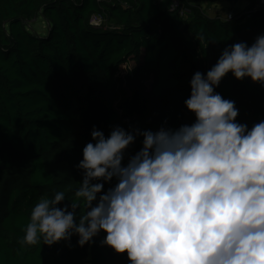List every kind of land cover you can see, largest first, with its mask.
Returning <instances> with one entry per match:
<instances>
[{"label":"trees","instance_id":"1","mask_svg":"<svg viewBox=\"0 0 264 264\" xmlns=\"http://www.w3.org/2000/svg\"><path fill=\"white\" fill-rule=\"evenodd\" d=\"M214 1L179 0L171 11L173 0H0V264H86L89 254L91 264H130L127 253L101 246L104 232L84 247L75 235L26 246L24 229L41 197L64 192L60 207L74 199L94 126L107 137L114 126L195 121L184 103L194 73L264 31L262 0H242L243 10L225 16L203 8ZM215 91L235 102L237 122L264 120V86L229 73ZM142 141L126 150L125 165Z\"/></svg>","mask_w":264,"mask_h":264},{"label":"clouds","instance_id":"2","mask_svg":"<svg viewBox=\"0 0 264 264\" xmlns=\"http://www.w3.org/2000/svg\"><path fill=\"white\" fill-rule=\"evenodd\" d=\"M229 73L264 86V33L194 73L184 101L192 124L114 126L107 137L94 126L74 199L60 207L64 192L41 197L21 244L52 246L75 235L84 247L104 232L101 246L127 253L130 264H264V120L237 122L235 102L215 91ZM138 136L142 148L125 165Z\"/></svg>","mask_w":264,"mask_h":264},{"label":"rangeland","instance_id":"3","mask_svg":"<svg viewBox=\"0 0 264 264\" xmlns=\"http://www.w3.org/2000/svg\"><path fill=\"white\" fill-rule=\"evenodd\" d=\"M262 5H264V0H262ZM245 2L242 0L238 1H228V0H215L213 3H204L203 8L207 10L209 15H220L225 16L228 14L229 11H240L243 10L245 7ZM234 13V12H233ZM94 25L99 26L103 23V20L101 18L97 17L92 20ZM36 28H38L39 31L45 29V22L42 20H39L35 23ZM264 33V31H263ZM91 254H89V257L86 259V264H91Z\"/></svg>","mask_w":264,"mask_h":264},{"label":"built area","instance_id":"4","mask_svg":"<svg viewBox=\"0 0 264 264\" xmlns=\"http://www.w3.org/2000/svg\"><path fill=\"white\" fill-rule=\"evenodd\" d=\"M179 6H180L179 0H173V4L171 6V11L177 10L179 8Z\"/></svg>","mask_w":264,"mask_h":264}]
</instances>
